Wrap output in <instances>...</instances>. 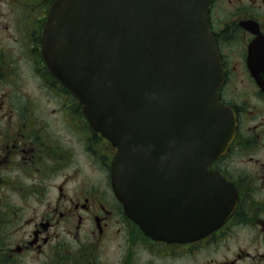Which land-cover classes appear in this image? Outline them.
<instances>
[{
    "label": "flooded vegetation",
    "instance_id": "af4514ba",
    "mask_svg": "<svg viewBox=\"0 0 264 264\" xmlns=\"http://www.w3.org/2000/svg\"><path fill=\"white\" fill-rule=\"evenodd\" d=\"M52 1L0 0V264H264V0L208 5L236 128L209 167L211 228L185 241L146 233L115 196V146L41 54Z\"/></svg>",
    "mask_w": 264,
    "mask_h": 264
},
{
    "label": "water",
    "instance_id": "95a60500",
    "mask_svg": "<svg viewBox=\"0 0 264 264\" xmlns=\"http://www.w3.org/2000/svg\"><path fill=\"white\" fill-rule=\"evenodd\" d=\"M209 2L53 0L42 30L47 68L116 147L115 196L141 229L167 241L211 228L222 187L209 167L235 133L216 91Z\"/></svg>",
    "mask_w": 264,
    "mask_h": 264
},
{
    "label": "rangeland",
    "instance_id": "374dc122",
    "mask_svg": "<svg viewBox=\"0 0 264 264\" xmlns=\"http://www.w3.org/2000/svg\"><path fill=\"white\" fill-rule=\"evenodd\" d=\"M51 121H53V120H55L56 119V116H54V117H52V118H49ZM55 124H57V123H55ZM67 133V134H66ZM64 132V135H63V140L65 141V142H63V143H67V142H70V141H67V139L68 138H70V137H68L69 136V133L68 132Z\"/></svg>",
    "mask_w": 264,
    "mask_h": 264
}]
</instances>
